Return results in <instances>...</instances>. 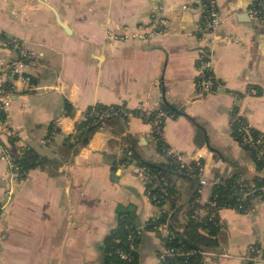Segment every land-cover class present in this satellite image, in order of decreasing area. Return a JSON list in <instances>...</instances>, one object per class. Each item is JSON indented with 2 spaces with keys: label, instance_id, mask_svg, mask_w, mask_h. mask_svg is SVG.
Segmentation results:
<instances>
[{
  "label": "crops",
  "instance_id": "crops-1",
  "mask_svg": "<svg viewBox=\"0 0 264 264\" xmlns=\"http://www.w3.org/2000/svg\"><path fill=\"white\" fill-rule=\"evenodd\" d=\"M254 2L216 0L224 21L216 33L221 42L205 50L214 88L199 93L204 0H0V57L13 59L4 46L9 38L33 54L25 68L29 82L13 88L0 120V136L3 127L15 132L13 146L6 137L0 142L17 158L30 149L47 160L12 182L0 159V264H102L105 241L119 222L142 227L158 218L139 167L123 161L130 145L142 160L165 163L149 125L135 116L112 119L74 151L65 141L90 106L148 115L165 105L173 114L164 122L163 142L185 161L199 158L207 180L259 177L230 130L234 112L264 134V22L248 17ZM153 19L167 22L164 34L125 42L106 36ZM174 185L182 204L162 210L171 212L181 233L198 184L182 178ZM211 189L202 188V203ZM217 216L216 245L204 252L203 264H262L248 259L247 248L264 249V200L254 201L247 213L221 209ZM166 235H142L139 264H158Z\"/></svg>",
  "mask_w": 264,
  "mask_h": 264
},
{
  "label": "trees",
  "instance_id": "trees-1",
  "mask_svg": "<svg viewBox=\"0 0 264 264\" xmlns=\"http://www.w3.org/2000/svg\"><path fill=\"white\" fill-rule=\"evenodd\" d=\"M65 110L66 114L71 113L69 104L65 105ZM158 111L163 112L167 117L173 114L165 105H162L160 110L153 111L148 115L141 111H128L119 106H90L86 109L83 119L76 123L74 135L66 139L65 142L69 148L76 151L79 148L85 147L94 133L112 119H120L127 122L129 117L135 116L140 117L149 124L155 118ZM103 112H105L106 115L100 116ZM96 113L98 115H96ZM233 118H236V121L230 123L232 137L244 151L249 153L256 169L258 171L262 170L264 167V154L259 156L258 148H250L240 142L242 134L238 132V128L240 127V123L244 125H247V123L234 112L230 120ZM0 120L2 122L5 120V113L2 111H0ZM52 131L53 129L51 128L50 133H52ZM249 132L253 139L264 136V134L253 128H250ZM152 137L156 138L157 135L153 134ZM13 141L14 139L9 140L11 146H13ZM155 144L158 153L162 156V150L165 148V145L161 141H157ZM20 152L21 154L20 157L16 159V164L21 176H24L26 172L33 168L43 166L47 162V160L40 158L30 149H21ZM127 153H130V155H127L123 161L128 164L135 163L137 167L144 168L150 175L155 176L162 184L167 195L164 197V201H160V203L155 205L160 210L158 218L145 223L141 228V235L139 237L135 236L137 227L131 222L125 220L119 222L118 227L105 241L102 264H139L137 247L139 246L142 235L146 232L158 233L159 230L157 227L164 224L167 226L168 233L162 240V250L157 253V258H161L160 264H203V253L216 245L214 237L220 228L217 216L218 211L221 209H232L240 213H247L252 208L254 201L264 200V195L260 192L252 193L245 199L241 196L242 189L240 186L242 184L245 185L243 190L264 187V179L260 177L255 178L251 182L240 179L237 174H233L229 178L220 179V183L213 186L211 189L208 201L212 206L207 205L208 210L214 214V217L211 220L207 217L200 219H193L191 217L192 210L197 207L194 200L198 195L195 192L186 205L187 224L180 233L173 223L171 212L169 213L162 210V205L166 203L172 211H176L178 206L182 204L183 198L176 190L174 180L182 178L190 180L195 179L182 171L177 172L171 159H165V163L161 165L151 164L142 160L130 145L125 149V154ZM148 187L150 194L159 197L162 196L153 185L150 184ZM239 205H241V209H238ZM130 237L133 239L130 240ZM167 251H169V254L166 253ZM121 252L126 253L129 256V260H121L119 257Z\"/></svg>",
  "mask_w": 264,
  "mask_h": 264
},
{
  "label": "built area",
  "instance_id": "built-area-1",
  "mask_svg": "<svg viewBox=\"0 0 264 264\" xmlns=\"http://www.w3.org/2000/svg\"><path fill=\"white\" fill-rule=\"evenodd\" d=\"M204 9V17L200 25L198 26V31L201 36L207 37L204 43V49L198 57L199 71L197 79L195 81V87L199 93H209L214 88L213 78L210 74L212 63L210 57L207 55L205 50L208 49L207 47H213L219 42H221L220 38L216 35V33L224 22L218 13L216 7V0H204ZM247 15L251 19L264 22V0H255L254 4L248 9ZM166 25L167 22L164 19H153L149 25L139 26L135 28V30L130 32L117 34L112 33L111 31H106V36L110 40L120 42L136 39L147 40L157 35L164 34ZM4 46L11 53L13 59L0 57V111H2L3 113L6 112V109L9 105V94L13 90V88L18 83L28 84L29 78L26 76L25 72L26 62L33 57V54L31 52L23 48L22 45L14 39H7L4 43ZM96 115L98 114L96 113ZM104 115H106L105 112H103L100 116ZM166 118L167 116L163 112L158 111L155 118L148 124L150 127L151 136L153 134L157 135L156 138L152 137L155 142H163L162 128ZM235 121L236 118H233L231 120V123ZM249 129L250 127L248 126V124L244 125L243 123H240V127L238 128V132L242 134L240 142L250 148H258L259 156L263 155L264 136L258 137L257 139H253L250 136ZM2 133L3 135L1 136L3 138L6 137L8 141L15 139L16 137L15 132L7 129L6 127H3ZM163 144L165 145L164 142ZM127 155H130V153H127ZM162 157L164 159H171L177 169V172L182 171L191 178L195 179V181H197L198 186L196 189V193L198 196L194 200V203L197 207L192 210L191 217L193 219L207 217L209 220H211L214 217V214H212L208 210L207 205L212 206V204H210L209 201L207 203H202L199 195L202 193V188L206 186H211L212 188L213 186L220 183V179L214 178L211 180H207L204 175V166L199 158L193 159L189 162L185 161L180 153L172 150L166 145L165 148L162 150ZM0 159L6 163L7 176L10 181L16 182L20 180L21 173L16 164L17 157L12 154L10 150V145H2L0 142ZM137 173L142 179L144 193L148 197L150 202L153 203L155 206L160 203V201H164V197L167 195V193L160 181L156 179L155 176L150 175L144 168H137ZM259 177L264 179V167L262 168V170L259 171ZM150 184L153 185V187L157 189L162 196L159 197L150 194L148 189V186ZM240 187L242 189L241 196L243 199H245L250 194L257 192H260L264 195V187L249 190H243V188H245V185L243 184ZM164 205H166V203L162 205V208ZM238 209H241V205L238 206ZM141 228L142 227L136 228L135 236L139 237L141 235ZM157 229L159 231L164 230L168 233L166 224L158 226ZM132 239L133 238L130 237V240ZM247 251L248 259L250 261L260 262L264 264V249H262L257 244H251L248 246ZM166 253L169 254V251H167ZM119 257L121 260H129V256L123 252L119 254ZM160 259L158 258V264H160Z\"/></svg>",
  "mask_w": 264,
  "mask_h": 264
},
{
  "label": "water",
  "instance_id": "water-1",
  "mask_svg": "<svg viewBox=\"0 0 264 264\" xmlns=\"http://www.w3.org/2000/svg\"><path fill=\"white\" fill-rule=\"evenodd\" d=\"M173 109V108H172Z\"/></svg>",
  "mask_w": 264,
  "mask_h": 264
}]
</instances>
